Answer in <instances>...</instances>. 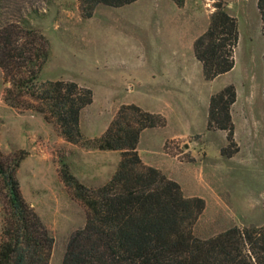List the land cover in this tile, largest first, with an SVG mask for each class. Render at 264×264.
I'll use <instances>...</instances> for the list:
<instances>
[{
  "label": "rangeland",
  "instance_id": "rangeland-1",
  "mask_svg": "<svg viewBox=\"0 0 264 264\" xmlns=\"http://www.w3.org/2000/svg\"><path fill=\"white\" fill-rule=\"evenodd\" d=\"M225 1L240 25L236 66L209 80L194 44L211 24L212 0L100 4L91 17L80 0H0V28L17 22L50 38L53 55L41 81H76L94 91L82 112L86 139L74 143L39 111L5 101L8 83L0 67V149L24 155L18 176L55 239L50 264H63L72 236L87 222L86 206L64 173L69 169L90 187L113 177L122 152L92 147L89 140L105 133L124 104L167 116L166 126L143 132L139 150L187 196L206 199L197 237L264 225V21L259 0ZM229 85L238 92L235 141L228 131L208 127L211 98ZM4 212L0 177V245Z\"/></svg>",
  "mask_w": 264,
  "mask_h": 264
},
{
  "label": "trees",
  "instance_id": "trees-1",
  "mask_svg": "<svg viewBox=\"0 0 264 264\" xmlns=\"http://www.w3.org/2000/svg\"><path fill=\"white\" fill-rule=\"evenodd\" d=\"M91 17L100 4L124 6L138 0H80ZM184 6L187 0H174ZM216 11L208 30L194 44L207 79L232 71L241 39L238 18L225 0H212ZM264 21V0H259ZM53 55L43 32L13 22L0 28V67L5 74L4 99L19 109H34L59 125L74 143L86 139L82 112L94 102V91L76 81H41ZM235 85L211 98L209 129L229 132L235 141L232 106ZM168 118L131 103L124 104L105 133L91 138L92 147L119 150L113 177L100 187L64 173L74 195L87 209L86 225L72 236L63 264H264V225L234 226L210 239L196 236L195 226L207 208L202 196H187L181 183L147 164L139 150L147 128L163 127ZM24 155L6 156L0 149V177L5 196L0 264H50L55 239L42 215L27 200L18 176ZM7 190V192H6Z\"/></svg>",
  "mask_w": 264,
  "mask_h": 264
},
{
  "label": "crops",
  "instance_id": "crops-1",
  "mask_svg": "<svg viewBox=\"0 0 264 264\" xmlns=\"http://www.w3.org/2000/svg\"><path fill=\"white\" fill-rule=\"evenodd\" d=\"M82 128H83V132H84V131H85V128H84L83 120H82ZM152 128H153V127H152ZM147 129H149V128H147ZM147 129H145V130H147ZM145 130H144V131H145ZM144 131H143V132H144ZM84 134H85V133H84ZM142 134H143V133H142Z\"/></svg>",
  "mask_w": 264,
  "mask_h": 264
}]
</instances>
